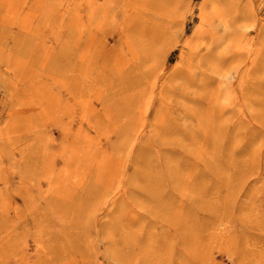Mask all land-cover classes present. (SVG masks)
<instances>
[{"label": "rangeland", "instance_id": "obj_1", "mask_svg": "<svg viewBox=\"0 0 264 264\" xmlns=\"http://www.w3.org/2000/svg\"><path fill=\"white\" fill-rule=\"evenodd\" d=\"M32 2L0 0V264H264V0Z\"/></svg>", "mask_w": 264, "mask_h": 264}, {"label": "bare ground", "instance_id": "obj_2", "mask_svg": "<svg viewBox=\"0 0 264 264\" xmlns=\"http://www.w3.org/2000/svg\"><path fill=\"white\" fill-rule=\"evenodd\" d=\"M35 4H36V0H33L32 4L30 5V8L33 9L34 12H36L35 9H34ZM48 15H49V12L46 11V17ZM25 17L28 18V15H26ZM27 18H26V20L24 18V20L7 21L6 24L9 25L8 26L9 27V30H13L14 28H17L18 30H21V31L26 32V34L34 35L36 32L39 31L40 26L35 23V20L34 19H31L29 21V20H27ZM4 20L5 19H3V26H5ZM8 27L6 26V28H8ZM30 38H31V36H30Z\"/></svg>", "mask_w": 264, "mask_h": 264}]
</instances>
